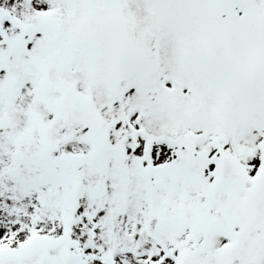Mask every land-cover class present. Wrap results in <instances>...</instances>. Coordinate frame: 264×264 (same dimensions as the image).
Wrapping results in <instances>:
<instances>
[{
	"label": "snow or ice",
	"instance_id": "6c2138e0",
	"mask_svg": "<svg viewBox=\"0 0 264 264\" xmlns=\"http://www.w3.org/2000/svg\"><path fill=\"white\" fill-rule=\"evenodd\" d=\"M0 264H264V0H0Z\"/></svg>",
	"mask_w": 264,
	"mask_h": 264
}]
</instances>
